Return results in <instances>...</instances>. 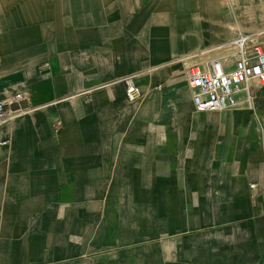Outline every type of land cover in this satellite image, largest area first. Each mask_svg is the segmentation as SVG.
<instances>
[{
    "label": "crops",
    "instance_id": "1",
    "mask_svg": "<svg viewBox=\"0 0 264 264\" xmlns=\"http://www.w3.org/2000/svg\"><path fill=\"white\" fill-rule=\"evenodd\" d=\"M255 31L264 0H0V97L35 109L1 127L0 264H264V85L197 112L184 75Z\"/></svg>",
    "mask_w": 264,
    "mask_h": 264
},
{
    "label": "built area",
    "instance_id": "2",
    "mask_svg": "<svg viewBox=\"0 0 264 264\" xmlns=\"http://www.w3.org/2000/svg\"><path fill=\"white\" fill-rule=\"evenodd\" d=\"M218 50L214 58L185 68V79L196 111L252 109L254 85H264V32L239 33ZM122 82L128 101L141 99L134 75L124 77ZM28 100L27 93L0 97V137L1 127L35 110L23 106ZM57 126L61 123L57 122Z\"/></svg>",
    "mask_w": 264,
    "mask_h": 264
},
{
    "label": "rangeland",
    "instance_id": "3",
    "mask_svg": "<svg viewBox=\"0 0 264 264\" xmlns=\"http://www.w3.org/2000/svg\"><path fill=\"white\" fill-rule=\"evenodd\" d=\"M252 109H254V106H253V108Z\"/></svg>",
    "mask_w": 264,
    "mask_h": 264
}]
</instances>
